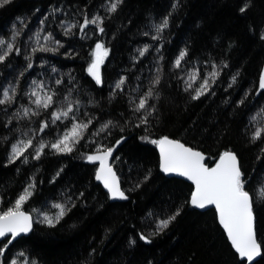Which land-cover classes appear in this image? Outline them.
<instances>
[{
  "label": "trees",
  "instance_id": "16d2710c",
  "mask_svg": "<svg viewBox=\"0 0 264 264\" xmlns=\"http://www.w3.org/2000/svg\"><path fill=\"white\" fill-rule=\"evenodd\" d=\"M112 2L11 0L0 7V38L20 33L14 41L20 53L13 52L0 63V90L10 85L17 89L11 104L0 105V211L13 207L30 183L35 185L34 194L22 210L34 219L33 209L53 214L55 203L71 208L54 228L34 223L33 231L8 246L0 264L13 258L18 264L32 260L36 264H241L215 210L194 208L192 185L164 175L156 146L141 137L179 140L203 152L208 165L223 152H234L245 174V190L255 198L257 239L264 242V199L259 198L264 191V136L255 142L251 139L257 129L264 132V90L259 88L264 0H122L115 12H109ZM174 3H178L175 10ZM245 4L248 7L242 13ZM169 13L168 28L154 40V25ZM86 15H99L104 32L89 25L85 35L79 27L65 33L67 25L83 22ZM49 35L45 41L43 37ZM98 42L108 49L100 65V85L87 71ZM40 46L56 51L33 53ZM146 46L148 51L140 57L139 50ZM182 49L188 55L182 67L175 68ZM26 57H31V69ZM213 63L220 66V76L209 93L193 100L194 89ZM225 63L228 67H223ZM194 71L199 78L185 90ZM121 77L126 78L124 89L113 92ZM157 77V95L150 99L156 109L147 117V125L136 127L147 113L133 108ZM33 81L43 83L40 94L56 93L49 110L36 109L31 103ZM69 102L77 110L53 124L51 112ZM24 108L40 115L25 116ZM88 120L92 123L71 153L51 149L50 144L70 131L73 123ZM41 121L49 124L44 132L39 131ZM109 121V129L99 132ZM121 137L125 139L117 145ZM28 139L34 146L41 141L49 146L38 160L31 159L33 148L27 153V164L22 158L8 163L12 144ZM98 145L114 146L111 164L127 200H110L96 180L97 161L91 163L85 157L94 154ZM177 209L181 214L176 220L152 235L158 220ZM141 233L152 242L141 241ZM130 239L135 245H130ZM6 242L0 241V247Z\"/></svg>",
  "mask_w": 264,
  "mask_h": 264
},
{
  "label": "snow or ice",
  "instance_id": "6c2138e0",
  "mask_svg": "<svg viewBox=\"0 0 264 264\" xmlns=\"http://www.w3.org/2000/svg\"><path fill=\"white\" fill-rule=\"evenodd\" d=\"M122 0H114L110 3L108 7L109 12H115ZM11 3V0H0V7H4ZM175 10L178 7V3L172 5ZM248 4H245L240 8L243 13L246 11ZM55 11V10H54ZM169 13L165 16L159 24H155V30L157 36L152 38L159 39V34L162 33L169 26ZM44 21H41L43 25ZM64 24V21H61ZM102 18L99 15L92 16L88 18L86 15L83 22L76 24H69L65 27V33L67 34L73 28L79 27V31L82 35L86 34V29L89 25H95L100 33L104 32V28L101 26ZM15 27V26H14ZM147 34V33H146ZM20 35L19 32L13 31L9 39L0 38V63H4L9 55L13 52L17 54L20 53V48L14 43L16 37ZM49 36H44L45 41L50 40ZM261 40H264V33L260 36ZM59 45V42H55ZM56 51L54 48H46L40 46L38 49L33 48V53L36 51ZM148 47L139 50V56L144 57ZM158 51V49H157ZM108 55V49L102 43H96L95 49L92 52V61L88 66V73L93 77L97 85L102 83V78L100 74V65L104 63V58ZM188 55L186 50H181L174 60L173 67L181 68L182 62L185 61ZM29 60L27 64V69H31L33 64L31 63V57H26ZM223 67H228L225 63ZM26 69V70H27ZM220 66L213 63L211 65V71L207 75L203 76L199 87L194 89V95H192L193 100L199 99L201 96L210 92L212 85L217 81L220 76ZM55 72L56 70L53 69ZM23 75V73H21ZM199 78V73L194 71L188 76L187 87L185 90L192 88L193 83ZM232 83H235L236 76L231 78ZM160 83L159 77L151 82V87H149L144 95L140 96L138 102L135 104L133 111L140 113L146 112L147 115H142L139 118V123L136 127L141 124H148V116L152 115L155 111L156 105L150 103V99L156 96L155 92L156 86ZM35 87L32 88L30 96L34 99L31 101L35 105L36 109H43L45 111L53 107L55 103V92H44L40 94L38 89L43 88V83L37 84L33 81ZM56 84H61V80H57ZM126 84V78L121 77L114 86L113 92L116 90H123ZM232 84H229L231 87ZM259 88L264 90V71L261 72L259 78ZM17 89L14 86L4 87L0 90V105L11 104L16 97ZM214 94V93H212ZM68 100V97H65ZM78 104V102H76ZM243 103V101H240ZM77 110L72 102H69L65 107L58 108L51 112V122L55 124L57 121L69 118L70 114ZM23 113L25 116L31 114L33 116L40 115L39 111H34L30 108H24ZM75 120V117H72ZM92 120H88L86 123L75 122L70 131L65 132L63 136L57 139L54 143L50 144L51 149L55 150L57 153H71L73 151L74 145L79 142L83 137V131L86 130ZM111 121L103 124L99 129V132H105L109 129ZM7 127V125H5ZM49 127L47 121H41L40 132H44L45 129ZM264 136V132L257 129L251 139L255 142ZM121 137L120 140L116 142L117 145L121 144L124 140ZM141 140L148 141L154 144L160 155V170L164 174H176L178 176L186 177L188 180L192 181L195 185V190L192 192L190 198V204L199 209H204L209 205H214L217 215L218 222L223 227L226 232L227 238L231 243L232 248L235 253H237L241 264H259L261 259H264V242L258 241L255 223H254V203L255 198L245 190V185L247 181L244 179V172L242 171L241 165L239 163L238 157L234 152L225 151L220 155L219 161L216 163L215 167H208L204 163V156L201 152L195 151L190 147L185 146L179 140L170 139L168 136H163L159 139H149L148 136L141 137ZM49 145L41 141L38 145L34 146L32 139L19 140L17 143L12 144L9 151L8 163H14L22 158V162L27 164L29 162V155L27 154L29 149L34 148V154L31 155V159L38 160L41 155L44 154V149ZM114 151V146L103 147L101 145L97 146L94 154L87 155L85 158L88 162L94 163L99 161V168L96 170L95 178L100 181L104 188L109 194L110 200H127L128 197L125 192L121 189L119 178L117 173L113 170L112 165L109 163V158L112 157ZM118 159V158H117ZM59 175V173H57ZM145 179H148L146 176ZM139 187V185H137ZM35 185L28 184L23 193L18 196L15 200L14 206L7 209V211H0V238L8 237L7 243L0 247V257H3L5 250L8 246L20 235L28 234L33 231L34 223H41L50 228L56 227L57 224L71 211L64 203H55L52 205L57 211L53 214L48 212H41L39 210L33 209V212L37 213V217L31 213L22 210L23 205L33 196ZM84 193H80L82 197ZM259 198L264 199V191H260ZM71 201V197H68ZM74 206V205H73ZM180 209H177L175 213L169 215L167 218L159 219L156 223L155 232L152 235H158L169 227V225L176 220L180 215ZM151 215V213H150ZM139 239L146 244L151 243L149 236L144 234L139 235ZM130 245H135L136 241L130 239ZM23 255V253H20ZM8 264H18V260L13 258L8 262ZM25 264H36L35 260L30 262H25Z\"/></svg>",
  "mask_w": 264,
  "mask_h": 264
},
{
  "label": "water",
  "instance_id": "95a60500",
  "mask_svg": "<svg viewBox=\"0 0 264 264\" xmlns=\"http://www.w3.org/2000/svg\"><path fill=\"white\" fill-rule=\"evenodd\" d=\"M262 71H264V63H263V66H262V69H261V72ZM261 72H260V75H261ZM260 78V77H259ZM171 139V138H170ZM174 140H176V139H174ZM181 142V141H180ZM182 143V142H181ZM184 144V143H183ZM185 146H187V147H190V146H188V145H185ZM190 148H192V147H190ZM193 150H195V151H199V152H201L200 150H197V149H194V148H192ZM156 150H157V153H158V156H159V165H160V155H159V150H158V148L156 147ZM232 152V151H231ZM202 154H203V156H204V163L206 164V166H208V167H215V165H216V163L219 161V158H220V156L218 157V159L212 164V165H208L207 163H206V155L203 153V152H201ZM109 163L111 164V157L109 158ZM112 165V164H111ZM112 167H113V165H112ZM97 168H99V161H97V166H96V170H97ZM160 168V167H159ZM113 170L115 171V169H114V167H113ZM161 171V170H160ZM163 173V172H162ZM164 174V173H163ZM95 175H96V171H95ZM164 175H166V174H164ZM166 176H172V177H177V178H180V179H183V180H185L186 182H188V183H190L191 185H192V192L195 190V185L192 183V181H190V180H188L186 177H182V176H178V175H176V174H167ZM118 177V176H117ZM100 184H101V186L103 187V189L107 192V190L104 188V186H103V184L100 182V181H98ZM121 186V185H120ZM108 193V192H107ZM109 195V194H108ZM191 195H192V193H191ZM191 198V197H190ZM195 208V207H194ZM196 209H198V210H201V211H204V210H208V209H214L215 210V212H216V209H215V206L214 205H209V206H207L206 208H204V209H199V208H196ZM23 211H25V210H23ZM25 212H27V211H25ZM216 215H217V212H216ZM217 219H218V215H217ZM254 223H255V218H254ZM222 227V226H221ZM223 228V227H222ZM224 230V229H223ZM225 231V230H224ZM226 233V232H225ZM22 235H27V234H22ZM22 235H20V236H22ZM10 238V234H9V236L8 237H5V238H0V241H3V240H8ZM18 238V237H17ZM230 242V241H229ZM7 243V242H6Z\"/></svg>",
  "mask_w": 264,
  "mask_h": 264
}]
</instances>
